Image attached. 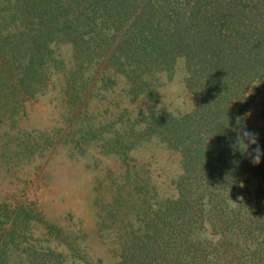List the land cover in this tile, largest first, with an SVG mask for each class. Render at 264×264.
I'll return each mask as SVG.
<instances>
[{
    "label": "trees",
    "instance_id": "1",
    "mask_svg": "<svg viewBox=\"0 0 264 264\" xmlns=\"http://www.w3.org/2000/svg\"><path fill=\"white\" fill-rule=\"evenodd\" d=\"M176 74L186 107L157 115ZM58 75L74 108L94 90L112 105L104 144L127 168L100 225L116 264H264V158L229 148L237 117L264 148V0H0V116ZM152 139L178 158L168 193L129 162ZM0 212V264H101L56 224L21 246L35 212Z\"/></svg>",
    "mask_w": 264,
    "mask_h": 264
},
{
    "label": "rangeland",
    "instance_id": "2",
    "mask_svg": "<svg viewBox=\"0 0 264 264\" xmlns=\"http://www.w3.org/2000/svg\"><path fill=\"white\" fill-rule=\"evenodd\" d=\"M61 53L69 52L63 47ZM179 79L176 74L160 87L166 93L162 106L167 109L186 107ZM63 82L58 75L42 92L19 103L14 115L0 116V204L24 203L35 212L21 246L27 241L39 247L50 243L55 233H47V227L56 224L64 239L80 243L92 259L116 264L100 225L102 208L116 187L113 183H120L127 168L119 154L104 144L112 105L102 91L94 90L85 97L86 106L74 108L62 100ZM89 126L99 128L97 135ZM2 145L9 150L2 152ZM128 154L133 169L148 175L162 193L171 192V180L179 173L173 152L152 139ZM253 182H247L250 190Z\"/></svg>",
    "mask_w": 264,
    "mask_h": 264
},
{
    "label": "clouds",
    "instance_id": "3",
    "mask_svg": "<svg viewBox=\"0 0 264 264\" xmlns=\"http://www.w3.org/2000/svg\"><path fill=\"white\" fill-rule=\"evenodd\" d=\"M154 90L163 94V103L156 106L159 109L157 112V115H159L162 109L160 106L165 104L166 93L159 88ZM168 111L171 112L169 108ZM232 130L235 132V136L230 138L229 148L233 154L239 152L242 156H246L252 164H259L261 159L264 158V148L259 144L258 134L249 130L245 124L241 123V117H237L236 125Z\"/></svg>",
    "mask_w": 264,
    "mask_h": 264
}]
</instances>
